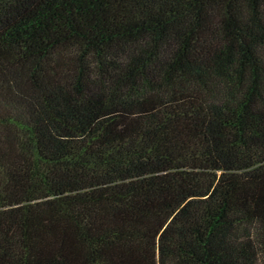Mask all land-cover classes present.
<instances>
[{"label": "trees", "instance_id": "16d2710c", "mask_svg": "<svg viewBox=\"0 0 264 264\" xmlns=\"http://www.w3.org/2000/svg\"><path fill=\"white\" fill-rule=\"evenodd\" d=\"M0 264H264V0H0Z\"/></svg>", "mask_w": 264, "mask_h": 264}]
</instances>
